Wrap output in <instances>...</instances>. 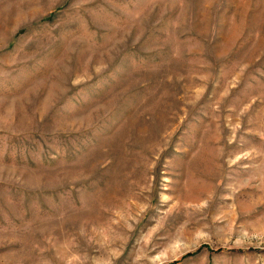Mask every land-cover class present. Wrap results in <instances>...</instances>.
Returning <instances> with one entry per match:
<instances>
[{
  "label": "rangeland",
  "instance_id": "1",
  "mask_svg": "<svg viewBox=\"0 0 264 264\" xmlns=\"http://www.w3.org/2000/svg\"><path fill=\"white\" fill-rule=\"evenodd\" d=\"M0 264H264V0H0Z\"/></svg>",
  "mask_w": 264,
  "mask_h": 264
}]
</instances>
